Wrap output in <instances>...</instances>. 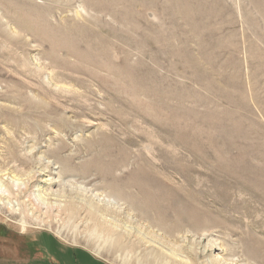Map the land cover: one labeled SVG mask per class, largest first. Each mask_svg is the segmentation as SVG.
<instances>
[{
  "label": "rangeland",
  "instance_id": "1",
  "mask_svg": "<svg viewBox=\"0 0 264 264\" xmlns=\"http://www.w3.org/2000/svg\"><path fill=\"white\" fill-rule=\"evenodd\" d=\"M263 6L0 0V256L264 264Z\"/></svg>",
  "mask_w": 264,
  "mask_h": 264
},
{
  "label": "crops",
  "instance_id": "2",
  "mask_svg": "<svg viewBox=\"0 0 264 264\" xmlns=\"http://www.w3.org/2000/svg\"><path fill=\"white\" fill-rule=\"evenodd\" d=\"M34 236L30 237L32 240H26L28 237L25 238V243L29 245L30 241L33 242V244L39 250L40 254H38L35 257H32L25 253L20 254L17 251V249H13V248H11L12 250L4 249V251H6V255L0 256V264H76L78 262L79 258L73 256L75 255V252L78 251V250H74L75 248L72 249L71 247H66L64 244L60 243L59 241H56L52 236L49 237L48 235L44 236L40 234H36V236L35 237ZM40 237H47L54 244L56 243V246H53V251H55L58 248V246L62 248L64 250V253H66L65 260L54 257L52 253L49 252L48 245H46L45 243H40L41 240L39 239ZM8 244L9 242H6L5 244L3 242H0V249L2 250L4 248L3 246L6 245L9 246ZM27 246L26 244L23 246L24 251L27 250ZM34 251L38 252L37 250ZM34 251L32 252L33 254ZM72 252H74V254H72ZM83 255L84 258L82 259V264H111L106 260L97 258L93 254H89L87 252H84Z\"/></svg>",
  "mask_w": 264,
  "mask_h": 264
},
{
  "label": "bare ground",
  "instance_id": "3",
  "mask_svg": "<svg viewBox=\"0 0 264 264\" xmlns=\"http://www.w3.org/2000/svg\"><path fill=\"white\" fill-rule=\"evenodd\" d=\"M248 1H249V0H248ZM255 7H256V6H255ZM263 7H264V6H263ZM261 8H262V7H261ZM257 9H260V8H257ZM262 10H263V9H262ZM256 23H257V22H256ZM256 51H257V50H256ZM22 99H23V98H22ZM37 154H38V153H37ZM38 155H39V154H38ZM36 156H37V155H36ZM3 162H4V161H3ZM5 162H6V161H5ZM7 164H8V163H7ZM40 164H41V163H40ZM9 180H10V179H9ZM52 181H53V180H52ZM55 183H56V182H55ZM70 188H71V187H70ZM1 189H2V188H1ZM71 190H77V189H76L75 187H73V188H71ZM82 192H83V193H88V190H83V189H82ZM11 193H12V192H11ZM150 195H151V194H150ZM179 196H180V195H179ZM178 200H180V199H178ZM17 207H18V206H17ZM1 229H2V228H1ZM6 231H7V230H6ZM72 238H73V237H72ZM84 240H85V239H84ZM91 240H92V239H91ZM103 240H104V239H103ZM113 240H114V239H113ZM100 241H101V242H99V243H102V242H103L102 240H100ZM105 241H106V240H105ZM91 242H92V241H91ZM96 242H97V241H96ZM117 242H119V241H117ZM117 242H116V243H117ZM89 243H90V242H89ZM107 244H108V243H107ZM109 245H110V244H109ZM103 248H105L106 251H110V250H111V249L109 250V248H108L106 245H105ZM107 248H108V249H107ZM111 248H113L111 251H114L116 247L114 248V246L112 245ZM103 251H104V250H103ZM114 252H115V251H114ZM215 260L218 261V262L220 261L219 258H217V259H215ZM220 262H221V261H220ZM216 263H217V262H216Z\"/></svg>",
  "mask_w": 264,
  "mask_h": 264
}]
</instances>
